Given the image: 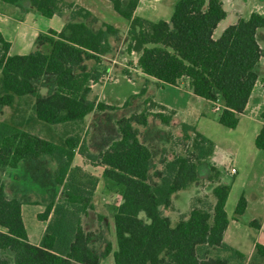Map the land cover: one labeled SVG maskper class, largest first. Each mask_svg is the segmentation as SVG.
I'll use <instances>...</instances> for the list:
<instances>
[{
  "label": "trees",
  "instance_id": "obj_1",
  "mask_svg": "<svg viewBox=\"0 0 264 264\" xmlns=\"http://www.w3.org/2000/svg\"><path fill=\"white\" fill-rule=\"evenodd\" d=\"M24 0H0L21 6ZM63 0H31L32 10L45 18L61 15ZM114 10L130 22L127 52L139 54L138 68L143 79L140 96L147 93L150 80L178 86L188 82L195 96L212 103L222 102L219 123L236 129L240 117L259 81L256 71L264 50L257 33L264 29V16L252 13L240 18L214 37L228 13L223 0H180L169 22H150L135 16L140 0H109ZM71 19L58 33L40 34L38 48L28 55L9 56L11 45L0 33L3 56L0 58V109L12 108L17 98L33 97V111L38 121L47 125H66L84 121L93 112L118 108L98 103L92 98L91 84L103 79L104 73L87 63L100 66L111 53L110 36L120 31L102 24L92 30L84 21L93 17L84 8L68 4ZM123 74L136 79L129 70ZM43 91H46L44 94ZM140 114L117 122L119 138L110 139L97 155L88 152L79 137L55 143L33 135L11 122H0V172L16 169L22 161L49 158L57 165L54 193L39 218L48 226L39 246L30 243L22 216V200L11 198L0 177V264H101L112 254L109 245L104 257L95 249V233L87 232L84 220L95 211L94 198L99 179L74 167L75 150L93 165L105 168L104 177L123 186L122 200L114 222L117 251L115 264H260L264 246L257 245L254 259L248 263L244 254L224 242L229 219L226 203L230 187L219 184L213 190L215 203L209 198L196 199L187 219L175 226L165 215L173 209L172 196L199 181L198 166L213 156L215 144L188 124H181V136L169 133L170 150H164L158 161L153 150L140 141V127H147L150 117L170 127L175 112L148 98ZM131 105L127 101L123 108ZM159 112H153L154 109ZM264 122V112L261 115ZM181 144L184 148L176 152ZM256 147L264 151V125L256 138ZM210 181L220 177L211 167ZM247 208L242 196L236 208L241 216ZM252 226L259 228L257 222Z\"/></svg>",
  "mask_w": 264,
  "mask_h": 264
},
{
  "label": "crops",
  "instance_id": "obj_2",
  "mask_svg": "<svg viewBox=\"0 0 264 264\" xmlns=\"http://www.w3.org/2000/svg\"><path fill=\"white\" fill-rule=\"evenodd\" d=\"M65 1H68V3L74 2L75 6L92 13L93 17L84 21L92 30L98 31L100 29H95L93 26L94 22L100 21L102 24H108L120 31V39L117 40L116 44H110L112 51L102 58L103 61L100 66L94 62L87 63L89 69L99 67L104 73L101 81L91 84V97L96 98L98 103L115 106L118 109L105 112L95 111L82 122L66 125H47L37 120L32 106V116L26 122V124H29L26 131L42 139L52 141L48 137L52 131L59 133L58 131H62L66 127L76 129L78 125L85 126V134L81 140L82 142L85 141L88 152L97 155L105 150L110 139L119 138L117 122L143 112L146 99L150 98L156 104L174 111L176 115L170 127L164 126L154 117H150L147 127H140V141L153 150L156 161L161 157L163 151L168 149L166 147H169V150L171 148L169 133L171 132L174 135L176 132L174 135L176 138L181 136V124L194 127L198 133L215 144V150L208 161H204L198 166L199 181L186 190L174 194L172 196L173 209L165 210V215L171 219L172 223L174 219L177 224L182 218L187 219L189 217L196 199L207 197L214 204V188L219 184L229 186L230 194L225 208L229 224L224 233V242L244 254L248 263L251 262L256 255L257 245L264 246V151L259 150L255 144L256 138L264 125L261 119L264 112V75L258 72V69L264 65V58L257 66L256 71L259 75V81L254 88L245 112L240 117V123L236 129H229L219 123V117L223 111L222 102L212 103L195 96L186 81H181L178 86H172L149 78L151 82L145 97L132 100V98L142 94L143 79L148 77L137 66L139 54L135 52L131 54L126 52L125 54L122 50L124 47L127 50L129 44L130 22L114 10L113 4L109 0ZM179 1L140 0L135 16L154 23L159 21L169 22ZM244 1L247 2L248 0ZM0 3L8 10H0V33L11 45L9 56L28 55L34 51L35 47H43L42 45H39V47L36 45L39 35L46 34L51 30L60 33L66 22L70 20L68 17L71 15V10L67 8L63 10L61 15L49 19L32 10L30 6L25 7L23 2L20 7ZM223 3L228 13L225 19L227 20L232 15L226 8L225 0H223ZM113 11L123 18L126 23L112 25L107 16L114 17ZM252 13H259L264 16V12L259 11L251 12L247 17L235 16L234 23L231 25H235L240 18L248 20ZM44 19H47L48 22ZM224 21L219 24L218 29ZM228 27H225V29ZM217 30L214 35L215 38ZM120 40H122V43ZM257 40L264 50V29L258 31ZM122 59L132 61L129 71L133 73L134 77H137V80L130 79L123 74V71L128 69H120L117 66L123 65ZM24 98H17L16 102ZM31 98L35 102V99ZM129 100H131V105L123 108V105ZM153 112H159V110L156 108ZM89 129H91V134L89 139H86ZM74 134H78V130L76 133L71 131L67 135L59 134L58 138L62 136L65 141ZM60 141L56 143H60ZM158 149L160 150L159 156ZM203 163H207L209 169L207 173L201 175L200 166ZM73 166L81 167L85 172L99 179L94 198L95 211L89 214L88 219H98L97 214H101L98 211L99 208L105 207L103 203H109L108 200L111 193H114V188L121 190L120 200H122L124 187L105 178V168L93 165L88 161L81 154L80 147L75 150ZM212 166L220 172V177L215 181L209 180L212 175ZM56 169L57 165L46 157L41 160L22 161L18 168H7L2 171L8 196L24 202L22 216L30 243L35 246L41 244L48 226V221L41 220L39 216L44 214L46 206L51 202L52 193H58V188H60L54 187L49 179ZM183 193H185L184 197H182ZM242 196L247 201V208L243 215L237 216L236 208ZM120 202L116 203V207L119 206ZM114 217L115 214L112 218L113 221ZM87 218L84 220V226ZM254 222H257L260 227H253L252 223ZM114 223L113 227L115 229ZM117 249L113 248L112 253ZM258 262L264 264L263 260L259 259Z\"/></svg>",
  "mask_w": 264,
  "mask_h": 264
},
{
  "label": "rangeland",
  "instance_id": "obj_3",
  "mask_svg": "<svg viewBox=\"0 0 264 264\" xmlns=\"http://www.w3.org/2000/svg\"><path fill=\"white\" fill-rule=\"evenodd\" d=\"M30 1L31 0H24L23 5L25 7H28V6L31 7ZM68 4H69L68 1L63 0L62 3H60L59 7L64 10L67 8ZM225 5H226L227 10H229L230 14L232 15V17L230 16L219 27V29L217 30V34H216V39H218L222 35L223 31L225 30V27L230 26L232 23H234V17L235 16L247 17L248 15H250L251 12H257V11L264 12V0H248L247 2L244 0H225ZM6 8L7 7H5L4 5H1V3H0V10L8 11ZM21 12H23V10H21ZM113 14H114L113 15L114 17L107 16L108 21L110 23H112V25L119 24V23H126V21L123 18H121L119 15H117V13L114 12ZM69 18L71 19V17H68V19ZM44 20H46V22H48L47 19H44ZM93 26L95 29H99L102 27V23L100 21L94 22ZM120 37L121 36H118V37L110 36V38H109L110 44H113V45L116 44L117 40L120 39ZM120 41L122 43V40H120ZM263 45H264V43H263ZM124 48L122 50L126 54L127 50H126V48L125 49ZM34 50H38V48L35 47ZM40 50H42L43 52L48 51L47 48H45V47H40ZM3 53H4L3 52V46L0 44V58L3 56ZM122 60H123L122 64L125 66H123V65H117V66L120 69L124 68V69L129 70L130 63L132 61H130L128 59H122ZM114 71H115V69H114ZM114 71H113V73H114ZM258 72L262 73V75H264V65L258 69ZM43 93L45 94L46 91H43ZM1 95H2V89H1V75H0V96ZM33 105H34V100L31 97H27L24 99H19L17 102L15 101V104L12 108H10V107L1 108L0 109V122H11L13 124L20 126L21 129L26 131L29 127V124H26V122H27L28 118H30L32 116L31 111H32ZM77 130H78V134H74L72 137L77 136L80 139H83V136L85 134V126L82 127L79 125H78V128H76V129H74V128L71 129L69 127H66L64 130L58 131L59 133L52 131V133L49 134L48 137H50V139H52V142L56 143L59 140H61L60 141V143H61V142H64V140H63L62 136L60 138H58L59 134L67 135L71 131H74L76 133ZM90 132H91V129L88 130V132L86 134V139L87 138L89 139L90 134H91ZM175 133H174V135H175ZM166 148H168L167 150H169V147H166ZM183 148H184V145L181 144L180 146H178V148H176L175 151L181 152L183 150ZM157 152H158V156H159L160 150L158 149ZM208 169H209L208 164L203 163L200 166L201 175L203 173L204 174L207 173ZM0 177L3 181H5L3 172H0ZM49 179L53 184V175H51ZM54 187H55V185H54ZM58 190L59 191L57 194H61L62 189L58 188ZM121 193L122 192L120 189L118 190V188H114V193L113 194L111 193V197L108 200L109 203H107V204L103 203V204H105V207L102 209L99 208L98 211L101 214H97L98 219L97 218L96 219L95 218H91V219L87 218V221H86L85 226H84V228L87 232L92 231L95 233L97 241L94 244V249L102 257H104L106 250L108 249L109 245L112 246V250H113V248H118L117 247L116 233H115V229L113 227L114 221L112 220V218H113V216L117 210L116 203H119V201H121L120 200V194ZM52 195H53V193H52ZM184 196H185V193H183L182 197H184ZM181 203H183V202H181ZM105 216H106V218H105ZM114 225H115V223H114ZM172 225H174V226L176 225V222L174 219H173ZM0 230L3 231L2 228H0ZM101 264H114L113 253L110 254L108 257H104Z\"/></svg>",
  "mask_w": 264,
  "mask_h": 264
}]
</instances>
